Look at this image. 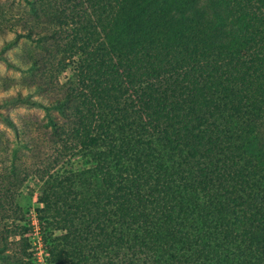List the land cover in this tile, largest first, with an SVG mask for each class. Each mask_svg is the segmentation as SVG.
Returning <instances> with one entry per match:
<instances>
[{"label": "trees", "instance_id": "trees-1", "mask_svg": "<svg viewBox=\"0 0 264 264\" xmlns=\"http://www.w3.org/2000/svg\"><path fill=\"white\" fill-rule=\"evenodd\" d=\"M27 8L0 62L18 69L5 53L35 41L25 83L50 101L51 153L11 165L0 252L29 248L12 188L32 174L42 264H264V0ZM15 105L39 103L0 109Z\"/></svg>", "mask_w": 264, "mask_h": 264}, {"label": "rangeland", "instance_id": "rangeland-1", "mask_svg": "<svg viewBox=\"0 0 264 264\" xmlns=\"http://www.w3.org/2000/svg\"><path fill=\"white\" fill-rule=\"evenodd\" d=\"M29 1L31 0H0V48L13 40L17 34L27 33L23 19L25 15H28L27 3ZM34 1L39 8H43L47 2V0ZM261 10L264 11V8ZM35 47V41L20 38L16 45L5 53L8 60L18 69L8 68L0 62V105L17 94L23 97L28 96L32 101L39 103L35 106L15 105L0 109L1 115L9 117L17 129L16 133L7 127L0 118V196L3 199L8 198L3 191L10 184L7 173L11 165L17 168H22L24 163L30 165L35 161L32 158L33 155H36L34 150H38V154L51 153L48 132L43 127V124L48 121V117L54 114L49 107L50 101L33 88H26L25 83L29 77L28 59L36 53ZM72 78L73 71L68 68L59 77L60 84L66 83ZM27 141L31 145V150H26L23 145V142ZM23 175L21 173L20 177ZM39 187L40 181L31 174L21 186L12 188L13 205L26 214L33 229L25 235L29 248H26L25 251V247L19 243V238H15L14 240L17 241L15 244H11L8 249L0 252V264L43 263L44 253L39 247L40 238L35 219L36 211L40 207L37 203ZM7 255L11 256L10 260ZM13 257L14 259L23 257L24 261L14 263Z\"/></svg>", "mask_w": 264, "mask_h": 264}, {"label": "built area", "instance_id": "built-area-1", "mask_svg": "<svg viewBox=\"0 0 264 264\" xmlns=\"http://www.w3.org/2000/svg\"><path fill=\"white\" fill-rule=\"evenodd\" d=\"M39 247H40V249H42V247H41V243H39Z\"/></svg>", "mask_w": 264, "mask_h": 264}]
</instances>
